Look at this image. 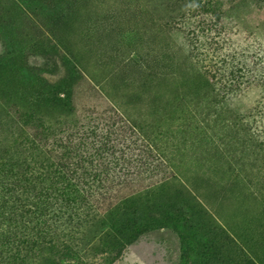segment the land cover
Instances as JSON below:
<instances>
[{
    "label": "rangeland",
    "instance_id": "1",
    "mask_svg": "<svg viewBox=\"0 0 264 264\" xmlns=\"http://www.w3.org/2000/svg\"><path fill=\"white\" fill-rule=\"evenodd\" d=\"M208 1L0 0V174L35 185L48 158L76 200L36 185L38 231L78 254L27 264H264V0ZM236 61L228 88L214 70ZM144 189L170 219L115 257L110 223Z\"/></svg>",
    "mask_w": 264,
    "mask_h": 264
},
{
    "label": "trees",
    "instance_id": "2",
    "mask_svg": "<svg viewBox=\"0 0 264 264\" xmlns=\"http://www.w3.org/2000/svg\"><path fill=\"white\" fill-rule=\"evenodd\" d=\"M195 1L196 5L193 10L206 14L203 17H207V13H213L211 9L212 2L208 0ZM219 18L220 17H214L215 20H219ZM256 62L257 61L254 60V64H256ZM214 71L215 74L220 76L221 82H223L224 85H228V88H239L247 79L244 75L245 69L242 68L240 62L237 61L232 62V64L229 63L226 77H221L222 74L219 72L222 70L217 66ZM236 72L240 75L236 76ZM53 101L57 103L61 109H68V103L65 99L54 97ZM100 114L103 116L107 114V117L111 119L116 118L124 131H130V127L126 125L127 122L125 119H122V116L118 115L112 109H105L103 113ZM25 117L26 119H31L29 121L35 122L38 126L42 124L40 119L32 118L30 115H26ZM39 170V177L35 185L26 177L10 175L6 172L0 174V264H27V261L33 258L36 252H41L44 249L56 250L59 254L65 256L78 254L70 245L58 243L56 239L59 235L56 234V230L53 226L48 225L47 228L44 229V233L38 231L40 217L44 211L47 212L46 214L50 213V210L53 209V203L43 208L42 204L39 203L42 194L37 192V184H48V186L52 184L51 192H54L55 198H58L59 201H63L61 204L63 203L64 206L67 205V202H76L74 198L69 197L68 193L64 195V191L68 189V186L53 188L56 183L60 182L59 180L61 177L64 181L68 180V178L66 179L65 176L60 173V171L67 170V166H65V168L59 164L55 166L48 158H44L40 160ZM49 190L50 189L45 191L47 192L46 196H48ZM148 193L149 192L144 189L132 195L134 197L123 198L120 201L117 214L110 223L112 233L110 234V238H108L113 240L111 247L115 250V257L121 255L124 246L134 242L139 235L149 230L156 223H163V221L167 222L170 219V216H166L164 213H158L160 218L154 220L153 215L148 213L150 201L148 200ZM50 194L51 193H49V195ZM58 199H56V201H58ZM106 214L108 217L110 216V214ZM45 230H48V232L46 233ZM53 239H55L56 242H54ZM77 262L78 264H84L81 263V258Z\"/></svg>",
    "mask_w": 264,
    "mask_h": 264
}]
</instances>
